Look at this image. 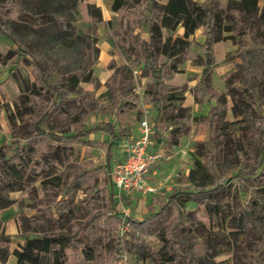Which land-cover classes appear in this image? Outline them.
<instances>
[{
  "label": "trees",
  "instance_id": "trees-1",
  "mask_svg": "<svg viewBox=\"0 0 264 264\" xmlns=\"http://www.w3.org/2000/svg\"><path fill=\"white\" fill-rule=\"evenodd\" d=\"M112 1L111 10L118 16L115 30L119 36L118 39H113V45L115 50L122 53L121 57L127 63L119 66L109 64V68L114 69L107 85L117 93V109L122 111L127 104L135 105L132 100L122 102L120 86L124 82L123 75L126 76L121 71H129L128 65L135 62L142 65V71L150 72L152 79H155L143 91L146 101L155 106L157 113L169 110L168 119H183V96L175 92L179 90L170 86L171 92L165 99L168 102L166 105H161L158 90L165 79L164 71L169 72L167 79H171L181 72V63L192 60L193 66L202 68L193 89V99L196 103L214 101L208 115L201 117L208 129V140L200 143L205 151L206 164L210 169L227 165L228 162L238 166L245 146L242 136H236L229 130L231 125L248 123L244 130L247 135L258 140V156L252 166L246 167L245 171L237 173L236 176L250 181L263 179L264 78L253 82L248 74L242 86L230 87L228 92L223 93L214 88L210 76L215 68L213 46L224 40L238 45L243 39L247 64L251 63L248 54L253 52L264 64V41L258 40L261 36L264 38V4L260 7L258 0H228L226 4H221L219 0ZM77 2L79 0H0V37L9 40L22 59L28 58L34 72L41 76L42 82L38 86L33 84L22 96V101L14 103L15 109L7 115L9 131L13 133L17 126L25 122L26 116H34L38 112L33 99L41 92L42 87L54 94L49 108L33 123L32 136L25 141L12 139L10 142L0 143V212L20 203L27 195L34 199L33 214L28 217L23 213L18 214L19 235L23 237V242L18 243L12 253L16 264H68L66 250L71 247L76 264H92L104 248L114 253L120 249V241L116 239L106 240L103 246L95 240V234L100 233L99 230L104 225L122 221L118 209L113 207V194L108 192L105 198L106 190L92 192L87 189L88 197L81 204H91L102 197L110 204V210L100 221L92 213L85 220L79 219L75 211V194L70 190L71 182L62 185L60 178L53 176L54 161L59 157L61 147L65 152L77 139L95 132L111 139L117 138L119 132L116 131L115 124L112 121L98 120L88 127L77 128L62 135L45 132L41 126L45 118L56 113L75 115L78 112L76 107L82 105L89 92L96 90L92 65L98 53L97 24L102 23V18L99 8L94 3H88L90 28L78 33L73 26V12ZM136 7L140 9L138 13L134 12ZM127 18L131 19L130 29L141 25L146 30V36L137 39L136 47L125 42L124 27ZM180 28L182 33L177 35ZM199 28L203 29L205 37L204 43L200 45L203 54L192 53L190 50V38ZM23 34H29L33 39L23 42ZM42 46L47 49L53 46L65 50L75 49L76 61L72 64L76 66L68 70L67 63L60 62V77L47 82L42 79ZM233 75L231 73L223 78L228 86L234 82ZM127 78L133 88L132 77ZM81 83H85L82 88ZM228 95L231 101L227 98ZM178 102L177 108L174 104ZM227 107L233 113V122L221 120L226 115ZM169 129L171 143L178 144V139L190 132L191 125L187 122H176ZM212 139L214 143L211 142ZM54 141L55 149L51 154L44 155L42 151L48 150L47 142ZM59 144L62 146L59 147ZM112 154L113 149L107 146L104 160L108 171L112 166ZM195 167L196 171H203L207 176L200 161L195 160ZM83 176L79 175L73 181ZM37 182L41 187V197L37 196L33 185ZM230 190V185L221 183L211 189L185 191L182 194L185 202L204 204L209 219L217 217L219 225L215 231L211 227L206 228L202 222L180 227V238L174 235L175 227L170 233L159 230L155 237L159 245L149 251L154 264H264V187H258L256 196L251 197L247 204L242 203L239 188L232 193ZM13 192H21V195L12 200L10 194ZM174 198L175 195H171L169 200ZM232 199L234 204H231ZM163 211L164 208L161 207L156 213L147 215L142 220L130 217L128 223L136 229H142ZM11 244L10 237L0 227V263H4L10 255ZM199 244L203 246L200 257L192 253V248ZM185 246H188L187 250L184 249ZM224 249L230 252L231 259L215 261L216 256ZM112 260L115 261V257Z\"/></svg>",
  "mask_w": 264,
  "mask_h": 264
},
{
  "label": "rangeland",
  "instance_id": "rangeland-1",
  "mask_svg": "<svg viewBox=\"0 0 264 264\" xmlns=\"http://www.w3.org/2000/svg\"><path fill=\"white\" fill-rule=\"evenodd\" d=\"M91 0H79L77 6L74 9L75 22L73 23L75 31L78 33L83 32L90 28V18L88 17L87 3ZM194 1V0H193ZM202 2L203 0H195ZM228 0H219L221 4H226ZM263 5L264 0H260ZM262 7V6H261ZM140 9L136 7L134 12L138 13ZM118 19V16L116 17ZM131 19L127 18L124 30L125 42L131 46H137V39L145 37V29L140 25L130 29ZM117 20L113 24H108L106 27L104 24H97L98 41L96 44L103 42L107 43L109 40L112 41L119 36L116 33ZM182 28H180L176 34L180 35ZM21 41L26 42L27 40L33 39L31 35H21ZM194 39L191 40V52L196 54H203L200 48V37L203 36L202 28L195 31ZM20 37V36H19ZM191 39V38H190ZM205 39V37H204ZM259 41H264L261 36ZM102 41V42H101ZM199 41V42H198ZM204 41V40H203ZM230 41V40H228ZM232 43V41H230ZM244 41H239L238 45H233L232 48L227 50L222 57L221 62L215 63L216 72L221 73L218 81L214 88L218 92H228L230 87H240L243 85V81L251 75L253 82H257L259 78H264V64L259 61L258 56L253 52L248 54L251 63L247 64V55L244 53ZM242 45V46H241ZM264 45V44H262ZM75 49H61L58 46L46 48L42 46L43 55V78L47 82L60 77L59 63H67V69L71 70L76 65L72 62L74 59ZM138 53V52H137ZM122 53H119L115 49H109L107 56H109V62L105 65L99 59V48L98 53L95 55V62L92 65V74L94 75L93 83L96 90L89 92L87 98L82 102V105L76 107L78 111L75 115L69 113L64 115L61 113L53 114L45 118V121L41 124L45 132L56 133L62 135L64 132H73L77 128L88 127L92 123H96L98 120L113 121L116 125V129L119 132V137L111 139L108 136L99 132L91 133L83 138L77 139L71 144L69 149L63 151L62 145L61 152L58 158L55 159L53 176L59 177V182L62 185L70 183V190L75 194V211L76 217L85 220L86 217L92 213L95 218L99 221L102 220V216L110 210V204L106 199L99 201H93L91 204H81L83 199H87V189L95 192L96 190H106L105 198L108 196V192L113 195L117 192L116 188L112 183L110 172L107 170L105 165V148L110 146L113 148L112 159H117L118 150L121 149L120 143L126 142L139 136V122L143 118L144 114L147 115L148 123L153 130L151 135V145L147 148L149 153H155L159 151L160 157L148 168L144 179L146 183L155 189L151 194H144L139 192H128L121 193L119 199L113 198V207L118 209L123 215L126 214L128 217H136L143 219L147 215L156 213L159 208H164V211L159 217L155 218L151 224L144 226L142 229H136L133 225L129 224L126 228V232L121 234L120 227L121 222L114 224L104 225L99 232L95 234V240L100 245H105L106 240L116 239L120 241V249L115 253L108 251L104 248L94 263L92 264H154L153 260L149 256V251L155 248L159 243L155 240L159 230H165L170 233L173 227L176 228L174 235L179 237L178 234L180 227H186L188 225L202 222L206 228L211 227L215 231L219 220L217 217L209 219L206 214L205 206L201 202L186 201L182 197L185 191H200V189H211L216 184L224 183L226 186H231V193L240 189L241 201L247 204L251 200V197H255V191L258 187H264V178L257 181H250L244 178L237 177L236 174L245 171L246 167L252 166L257 159L258 152V140L256 137L247 135L244 128L247 127L248 123L235 124L230 126L229 132L235 133L236 136L241 135L242 141L245 146L243 157L238 166L232 163H226L227 165H219L218 168L210 169L206 164V157L203 145V141L208 140V132L206 125L202 121V115H195L191 110L190 106H186L184 100V94L186 96L191 95L193 97V89H187L182 86L179 91H175L183 96L181 107L183 119H168L169 110H164L159 113L155 110L151 104L146 101L143 91L148 88L147 85L153 83L155 79H152L151 73L142 71V65H137L132 62L128 65L130 74L126 73L124 82L120 84L122 87L121 99L122 102L125 100H132L135 105L127 104L122 108V111L117 109V103L119 98L115 89L107 85L108 79L113 72L114 67L109 68V64L124 65L126 59L122 58ZM0 143L3 141L10 142L12 139L19 141H25L33 135L32 125L39 117L40 114L44 113L50 106L53 100L54 94L47 92L42 87L41 92L38 93L37 97L33 99V104L36 106L38 111L34 116H26L25 122L20 126H17L13 133L8 129L7 115L15 109V102L22 101V96L27 90L33 85L37 86L42 83L41 76L39 73H35L32 64L28 58L22 59L17 52L15 46L9 41L0 37ZM192 60L181 63V67L191 63ZM193 66V65H192ZM125 70V68H124ZM218 70V71H217ZM165 79L160 83L158 90V98L161 101V105H166L168 102L165 100L170 91V85L168 84L170 79H167L169 72L164 71ZM234 73L232 78L234 82L228 86L223 78L225 75ZM3 75V77H1ZM132 77V87L128 83L127 77ZM85 83H81L80 88L84 87ZM181 90V92H180ZM73 97V96H72ZM229 101L231 98L227 96ZM193 103H196L195 100ZM178 108L179 102L174 104ZM176 108V109H177ZM264 110V106H263ZM226 115L221 119L222 122H233L235 121L233 113L229 107L226 108ZM199 117V118H198ZM197 118V120H194ZM241 119V117L239 118ZM74 121V122H73ZM176 122L183 124L187 122L191 125V131L183 134L180 139L182 145L171 143V137L169 134V127L173 126ZM243 129V130H242ZM241 133V134H240ZM187 142L183 143L184 140ZM196 138V140L194 139ZM194 139V140H193ZM215 141L212 139L211 141ZM217 142V140H216ZM46 144V143H45ZM56 141L47 142L48 150L42 151L44 155H49L55 149ZM184 144V145H183ZM117 159L116 161H120ZM195 160L200 161L204 166V170L207 172L205 176L203 171H196ZM115 162V161H114ZM192 170L195 171L192 173ZM79 175H84L81 178L73 179ZM37 191V196H42V191L39 183L33 184ZM21 192H13L10 194V198L13 200L19 198ZM171 195H175L173 200H169ZM232 195V194H231ZM231 204H234L232 199ZM18 206V213H23L25 216L33 214L34 199L27 195ZM85 206V207H84ZM180 238V237H179ZM128 241V243H126ZM185 250L188 246L184 247ZM66 253L70 258L73 257V248L66 250ZM194 256H202L203 246L202 244L196 245L192 248ZM115 257V261L112 260ZM231 259L230 252L224 249L223 252L218 254L215 261H222ZM112 262V263H111Z\"/></svg>",
  "mask_w": 264,
  "mask_h": 264
},
{
  "label": "crops",
  "instance_id": "crops-1",
  "mask_svg": "<svg viewBox=\"0 0 264 264\" xmlns=\"http://www.w3.org/2000/svg\"><path fill=\"white\" fill-rule=\"evenodd\" d=\"M163 2H165V0H163ZM88 3H91V4L94 3L99 8L100 16L102 18V23H99V24H104L107 27L108 22H110V24H113V22L115 20H117L116 19L117 15L114 12H112V10H111V6L113 3L112 0H91V1H88ZM258 4L260 7L262 6V4L260 3V0H258ZM97 31L99 32L98 28H97ZM202 32H203V29H202ZM181 33H182V31H181ZM194 35L191 37L190 40L194 39V37H195ZM200 38H201L200 43L202 45L204 43L203 40H205L204 35L201 36ZM98 43H99V41H98ZM96 45L99 48V59L101 60V62H103L105 65H107L109 62V60H108L109 56H107V53L109 52V49H112V48L114 49V45H113L112 41L109 40L107 43L103 44V42H102V43L96 44ZM232 47H233L232 43L228 40H224L222 42L215 43L213 46V56H214L215 63L217 64V63L221 62L222 57L224 56L223 54ZM201 69H202L201 66H198V65L192 66V65H190V63H186L181 67V69H180L181 72L176 73L169 80L168 84L170 86H173L174 88H177V89L181 88L182 86H185V87H187L188 90H190V89L196 87V83L199 80L200 75H201V71H202ZM212 70L213 71L211 73L210 80H211V83L213 84V86H215V84H217L218 81H221V79L219 78L221 73L216 72V70H214V68ZM1 77H3V75H1ZM184 97H185L184 98L185 102H187L186 106H190V107L192 106L191 110L194 112L195 115H202L204 117L208 115L210 107H211L212 103L214 102L213 100H211V102H209V103L208 102L207 103H193L194 99L191 95L186 96L184 94ZM115 129H116V125H115ZM116 131H117V129H116ZM118 132H120V131H118ZM113 139H115V138H113ZM194 139L196 140V138H194ZM185 142H187V138H186V140H184L183 143H185ZM178 144L182 145V141L180 138L178 139ZM120 145H121V149L118 150V154H117L118 158L117 159H121L122 150H123V146H124L123 141L120 143ZM117 159H112L111 164L113 165V162L116 161ZM18 214H19L18 213V206H16V204H13L12 207L0 212V227L3 231V233L10 237V240L12 242V244L10 245V248H9L10 249V255L8 256L7 260L4 263H0V264H16V258L13 256L12 253H13L16 245L18 243L23 242V237L21 235H19ZM134 218L138 219L136 217H134ZM138 220H141V219H138ZM67 262H68V264H76L74 255L72 258H70L68 255V261Z\"/></svg>",
  "mask_w": 264,
  "mask_h": 264
},
{
  "label": "built area",
  "instance_id": "built-area-1",
  "mask_svg": "<svg viewBox=\"0 0 264 264\" xmlns=\"http://www.w3.org/2000/svg\"><path fill=\"white\" fill-rule=\"evenodd\" d=\"M146 114V113H145ZM139 122L138 130L139 136L137 138L126 140L123 143V150L120 161L113 162L110 169V177L117 192L113 197L119 199L121 193L139 192L144 194H151L155 191L150 187L144 176L148 168L161 156L159 151L149 153L147 148L151 145V135L153 130L148 123L147 115ZM120 213V212H119ZM122 217V227H120L121 234L126 232L129 226V218L126 214L120 213Z\"/></svg>",
  "mask_w": 264,
  "mask_h": 264
}]
</instances>
